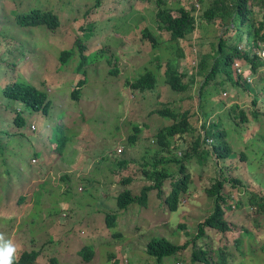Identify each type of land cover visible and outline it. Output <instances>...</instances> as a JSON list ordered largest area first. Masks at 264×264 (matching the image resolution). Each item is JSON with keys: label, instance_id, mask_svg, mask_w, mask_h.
<instances>
[{"label": "rangeland", "instance_id": "1", "mask_svg": "<svg viewBox=\"0 0 264 264\" xmlns=\"http://www.w3.org/2000/svg\"><path fill=\"white\" fill-rule=\"evenodd\" d=\"M168 2L201 8L195 11L197 28L188 36L190 56L180 63V70L194 74L201 56L215 53L217 37L225 36L224 30L201 22L207 0ZM33 8L53 10L60 26L54 31L44 25L19 26L14 13ZM157 9V0H0V87L5 80H22L46 90L52 104L48 116L26 110L27 125L17 129L12 108L22 105L4 101L0 91V235L17 245V253L39 250L36 264H47L52 256L60 264H203L192 260L194 244L161 263L147 253L146 245L153 237L180 244L195 236L199 223L215 208L207 190L224 175L243 181L237 186L230 182L225 189L234 204L227 213L233 229L223 233L208 228L198 244L214 260L223 249L229 264H264V209L251 202L254 192L264 187V66L253 73L250 85L255 90L243 79L236 83L232 67L233 80L223 70L208 83H204L205 75H199L187 91H173L163 76L167 46L154 49L142 31L150 27L163 33L161 41L169 40L168 32L158 29ZM231 29L230 43L238 40ZM86 33L91 35L86 38ZM64 51L70 54L62 62ZM147 70L158 74L156 87L132 90L128 79ZM82 78L86 81L80 98L73 100L71 93ZM167 102L194 112L197 119L192 120L199 129L203 114H209L207 124L220 122L238 157L224 160L212 154L204 162L187 161L191 184L176 211L164 201L172 188L168 178L162 196L152 190L146 205L131 204L119 213L116 225L108 227L106 214L116 209L117 195L125 188L140 194L151 183L143 170L152 168L158 147L155 133L172 122L156 112ZM242 110L247 121L241 120ZM136 125L140 131L132 144L128 138ZM196 134L188 139L193 141ZM61 138L65 146L60 145ZM202 140L200 149L212 150ZM120 146L123 152L117 154ZM57 151L62 154L60 160H54ZM84 156L85 162L72 165V160ZM119 160L128 163L120 165ZM170 168L177 170L173 164ZM128 176L131 182L123 184L121 180ZM26 188L34 204L20 208L11 203ZM84 246L94 250L89 261L81 254Z\"/></svg>", "mask_w": 264, "mask_h": 264}, {"label": "trees", "instance_id": "2", "mask_svg": "<svg viewBox=\"0 0 264 264\" xmlns=\"http://www.w3.org/2000/svg\"><path fill=\"white\" fill-rule=\"evenodd\" d=\"M202 1L203 0H198ZM158 9L156 11V22L160 31L168 32L169 40L161 41L156 31L150 27H145L143 31L144 37L151 43L154 49L166 45L165 53H168L167 61L165 63L164 77L166 84L173 91L182 92L187 91L195 83L197 76L205 75V82L208 83L218 72L227 71L229 76H232V67L234 75L236 76V83L239 79H243L246 86L252 87V81H247L238 74L234 67V61L240 60L242 64L247 67L252 75L259 67L264 66V59L256 54V49H264V0H207L206 8H204L200 19L204 25L216 24L224 30L225 36H218V43L215 47V53H205L201 56L200 61L195 64L196 72L189 74L188 70H180L181 59H186L190 56L187 51L188 36L197 28V14L201 8H196L194 4L188 8L181 3L172 6L168 0H157ZM255 7L258 9L255 10ZM16 23L21 27H31L44 25L51 30H56L60 26V17L53 10L30 9L28 12H15ZM93 25L88 27L92 31ZM233 36L237 37V41L231 43L227 40L228 33L232 30ZM236 34V35H235ZM246 35L249 40L250 47L244 44L240 48V43L243 42V35ZM91 33H86L85 37H89ZM233 37V38H234ZM176 42V43H175ZM163 43V44H162ZM244 43V42H243ZM175 45V47H174ZM70 52H62V62L65 61L66 56ZM83 59H85V55ZM159 55V54H157ZM195 60L192 62L194 63ZM192 63V64H193ZM193 73V72H191ZM188 80L185 81V78ZM233 80V76H232ZM86 79H79L76 87L71 93L73 100H79L81 95V87H83ZM158 81V74L151 70H147L134 79H128L127 84L132 90L145 91L154 89ZM4 86L0 87L3 100L10 104L18 103L22 108H12L15 115L13 123L15 128L21 129L27 125V119L24 116L26 110L31 112H39L44 116L51 113V100L46 90H43L31 83L18 81H3ZM253 88V87H252ZM254 89V88H253ZM255 90V89H254ZM167 102L162 108L156 110L160 116H166L172 122L164 125L158 132L155 133L157 150L154 154V161L152 168L144 169L143 173L150 184L144 185L140 194H134L130 188L123 189L116 197V209L112 212H107L106 222L107 226H115L116 218L119 213L127 209L131 204L137 203L146 205L149 199V193L152 190L157 191L158 196L164 194L163 184L166 179L172 178V188L164 201L171 211H176L179 207L181 197L189 191L191 184V174L187 169L186 162L191 159H198L200 162L208 160L212 154H215L218 159H236L238 153L232 148L228 139V133L220 129V122L212 121L207 124L208 113L203 114L204 122L200 126L194 124L192 118L197 119L194 112L188 109L182 110L174 108ZM256 104V100H254ZM256 114V113H255ZM241 120L247 121V114L240 111ZM196 122V121H195ZM198 124V120L196 122ZM236 125L239 123L236 121ZM31 126V125H30ZM139 126H134V133L131 134L128 140L133 144L138 140ZM191 141L188 135L195 136ZM213 138V142L209 148L200 149L207 138ZM183 139V140H182ZM60 145L63 146L64 138L59 140ZM184 145V146H183ZM178 153H180L178 155ZM171 155L170 158H165ZM114 161V158L113 160ZM113 163V162H112ZM120 165H125L128 161L119 160ZM162 164L159 167V164ZM166 164V165H165ZM174 165L177 170L173 171L170 166ZM123 184H129L131 177H125L122 180ZM233 183L234 186L242 184L240 177L230 178L224 175L219 178L211 187L208 188V195L215 199V208L202 222L199 223L198 233L191 239L184 243H174L166 237H153L146 245V251L149 255L154 256L161 263L165 258L176 256L182 251L194 244V251L192 260L194 262H201L203 264H229L228 253L225 250H219L220 257L214 260L209 250L200 247L198 239L206 235L208 228H213L223 233L232 231V224L227 218V213L233 202L230 203V197L225 192L226 185ZM251 197V202L264 209V187L258 188ZM23 201V197L19 196L18 200ZM262 200L263 202H260ZM21 203V201H19ZM91 246H84L81 254L85 260H91L94 252ZM40 254L38 250L23 251L19 256L15 257L14 264H35ZM48 264H60L57 257H51Z\"/></svg>", "mask_w": 264, "mask_h": 264}, {"label": "clouds", "instance_id": "3", "mask_svg": "<svg viewBox=\"0 0 264 264\" xmlns=\"http://www.w3.org/2000/svg\"><path fill=\"white\" fill-rule=\"evenodd\" d=\"M243 43V42H242ZM241 44V43H240ZM244 44V43H243ZM264 59V58H263ZM195 62V61H194ZM247 68V67H246ZM252 74V73H251ZM253 76V75H252ZM34 126V127H33ZM58 126L60 128H62V125L60 123H58ZM31 128L32 129H35L36 126L34 124L31 125ZM65 146V144L63 145ZM84 145L82 144L81 148L83 147ZM120 147H123V146H120ZM119 148V147H118ZM117 148V149H118ZM124 149V147H123ZM123 152V151H122ZM121 152V153H122ZM57 153H59L60 155H57ZM121 153H118L117 151V154H121ZM62 154L61 152L57 151L56 154H55V157H54V160H60ZM86 156L82 157L81 159L77 160V161H71L72 165H75V164H80V163H83L86 161ZM36 159H33V162H35ZM80 161V162H79ZM79 162V163H78ZM82 171V170H81ZM66 176H62V179H64ZM83 189V187L81 186L80 187V190ZM24 191L20 194L21 197H23V200L24 199H28V201H24L22 202L21 200V203L19 202V200H15V201H12L11 203H17V205H20V208L22 207V205H24L26 208L32 206L34 204V197L30 194H28L26 191L28 190L27 188L26 189H23ZM33 193H35L33 191ZM9 203V204H11ZM22 212H25V209L23 208L22 209ZM54 213V212H53ZM17 216H21V215H17ZM64 216H66V214H64ZM33 250V249H31ZM30 249H25V250H20L18 253H17V245L10 239V238H5L3 235H0V264H14V260H15V257L16 256H19L20 255V252H23V251H31ZM35 250V249H34ZM38 251V250H37ZM17 253V254H16ZM40 255V254H39ZM39 257V256H38ZM54 257V256H52ZM38 259V258H37ZM37 261V260H36ZM49 262V261H48ZM60 262V261H59ZM36 264V263H35ZM48 264V263H47Z\"/></svg>", "mask_w": 264, "mask_h": 264}, {"label": "built area", "instance_id": "4", "mask_svg": "<svg viewBox=\"0 0 264 264\" xmlns=\"http://www.w3.org/2000/svg\"><path fill=\"white\" fill-rule=\"evenodd\" d=\"M198 9H199V6H198ZM240 48L244 47V44L241 43L239 45ZM256 54L261 57V58H264V49L262 48H259V49H256ZM196 63V62H195ZM234 67L236 68V71L238 74L242 75V77L244 79H246L247 81H252V74H251V71L246 68L242 62L240 60H235L234 61ZM34 127V126H33ZM206 142L208 144H211L213 142V138L209 137L206 139ZM118 153H121L123 151V147H119L117 149Z\"/></svg>", "mask_w": 264, "mask_h": 264}, {"label": "crops", "instance_id": "5", "mask_svg": "<svg viewBox=\"0 0 264 264\" xmlns=\"http://www.w3.org/2000/svg\"><path fill=\"white\" fill-rule=\"evenodd\" d=\"M166 58H167V56H166ZM166 60H167V59H166ZM79 162H80V161H79ZM79 162H78V163H79ZM91 167H92V166H90V168H91Z\"/></svg>", "mask_w": 264, "mask_h": 264}]
</instances>
